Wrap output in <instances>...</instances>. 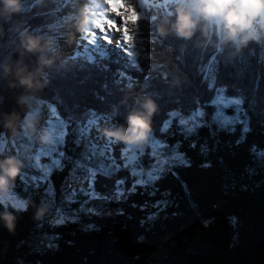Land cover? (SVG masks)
Returning a JSON list of instances; mask_svg holds the SVG:
<instances>
[{
	"label": "trees",
	"instance_id": "obj_1",
	"mask_svg": "<svg viewBox=\"0 0 264 264\" xmlns=\"http://www.w3.org/2000/svg\"><path fill=\"white\" fill-rule=\"evenodd\" d=\"M129 3L135 7L134 0ZM57 6L58 0H25L22 18L30 30L49 32L59 45ZM146 9L158 18L139 24L138 60L143 71L130 59L89 61L73 55L64 68L49 69V85L34 94L33 107L48 102L67 122L66 135L55 145L64 155L61 166L52 169L39 187L20 176L14 181L11 189L25 199L27 210L16 212L15 233L0 221V264H264V37L249 41L239 52L231 44H219L214 32L206 44L199 31L191 40L172 34L161 37L157 24L166 14L164 5ZM168 10L173 11L174 4ZM19 20L18 16L5 22L0 17V60L19 56L12 30ZM128 84L134 85V93L143 91L157 100L150 136L186 157L152 183L136 184L134 189L136 176L124 167L123 149L129 143L118 141L112 148L119 170L89 176L83 164L88 161L83 156L85 140L78 136L79 125L90 112L114 114L113 105L119 104ZM22 91L9 88L7 79L0 78V112L23 114L16 103ZM222 93L241 101L242 120L231 127L215 120V101ZM198 109L205 113L203 123L188 130L182 118ZM128 110L120 105L115 115L122 121ZM170 113L175 114L171 119ZM165 121L170 127L161 131ZM242 136L244 142L237 144ZM29 141L23 130L9 138L0 125V155L20 157L21 173L30 178L40 172L26 162L20 148ZM252 145L255 151L250 150ZM151 149L148 145L140 153L145 169L156 161ZM41 162L47 164L49 158ZM118 180H124L120 186L124 195L119 198ZM67 181L80 184L75 195L66 194ZM93 193L108 200L102 205L107 213L81 210ZM41 201L47 211L51 203L65 206L73 219L58 224L47 211L40 220L34 219L32 202ZM6 204L13 210L11 203Z\"/></svg>",
	"mask_w": 264,
	"mask_h": 264
},
{
	"label": "clouds",
	"instance_id": "obj_2",
	"mask_svg": "<svg viewBox=\"0 0 264 264\" xmlns=\"http://www.w3.org/2000/svg\"><path fill=\"white\" fill-rule=\"evenodd\" d=\"M103 0H83L72 20L70 28L87 34L92 31V14ZM25 0H0V17L5 22L15 17L21 20L12 24V30L18 37L19 56L0 60V78L7 79L9 88H21L23 91L16 97L17 105L23 110L0 112V125L8 130L12 138L20 130L44 144L54 142V129L40 123L39 110L31 101L36 92L50 83L49 69L57 70L68 64L63 47L49 32L30 30L23 21ZM157 31L161 37L169 34L178 39L191 40L199 31L206 44L214 32L219 44H231L239 52L249 41L264 37V0H175L174 10L159 18ZM75 33L69 30L66 44L73 43ZM35 57L34 62H26ZM128 107L127 115L121 121L115 115L119 106ZM158 111L157 100L146 92H135L134 85L125 86V94L118 105H113L110 115L99 132L107 139L125 143L144 142L151 131V122ZM24 161L17 155H0V196H7L14 181L21 172ZM34 219L40 220L47 207L43 201L32 202ZM0 221L10 232L15 233L17 215L20 209L9 210V206H0ZM24 210H27L25 207Z\"/></svg>",
	"mask_w": 264,
	"mask_h": 264
},
{
	"label": "snow or ice",
	"instance_id": "obj_3",
	"mask_svg": "<svg viewBox=\"0 0 264 264\" xmlns=\"http://www.w3.org/2000/svg\"><path fill=\"white\" fill-rule=\"evenodd\" d=\"M73 0H62V3L64 4H70ZM135 7L132 6V4L129 3V0H103V3L97 6V10L93 12L92 14V29H98L100 32L104 33L103 36L98 37L97 32L92 30L91 31V37L85 36L84 39L87 41V44L85 45V49L87 50L89 47H91V51L88 54V60L89 61H95L96 59L104 60L109 58L112 51H115L118 56L122 55L123 53L127 54V58H131V63L140 71H143L142 68H140L139 62H138V56L140 55L139 49L137 47V44L140 42V28L139 24L143 20L152 19L155 20L158 18L157 15H148V9H146L145 5H152L153 9L159 8L161 4L164 5V10L166 13H170L171 11L168 10L169 5H173L175 3V0H134ZM105 6H108L107 8ZM109 10L111 13H114L115 15L111 18L109 17ZM130 12V15L127 13ZM121 18V24L118 26L116 22V18ZM129 22H131V29L129 27ZM105 25H107V29L105 28ZM120 27L123 28L122 37L119 38L116 45L113 49H109L106 47L105 42H107L108 45L112 44V41L114 39H117L113 29L116 31H120ZM123 75V73H122ZM131 79V77H129ZM210 88H214V84H209ZM233 103L238 104V100L232 101ZM51 116L46 120V123L48 125H53V118L56 120V124L59 126L60 131L58 132L59 137H63L66 135V128H67V122L60 118L58 109L55 106L49 105ZM175 115L174 113H170V119L171 117ZM197 116H202L203 113L199 110H196ZM101 119V117L95 113L90 112L88 116L85 118L84 122H82L80 127L81 135L84 137H87L89 140V146L92 149V152L90 154L91 157H96L97 154L100 158L104 160H110L112 167L119 170L121 167L119 164L116 163L115 159L111 157V145L112 141H109L107 145H105L103 148H101L96 141L89 135V133L94 129V127L97 125V122ZM183 123V121H181ZM170 127V121H165L164 127L161 129V131H167V129ZM248 131L247 128L244 129V132L246 133ZM244 142V137L242 136L241 139L237 140V144H241ZM154 154L155 151L165 148L166 145L162 144L158 140L152 141ZM256 146L252 145L250 146L251 151H255ZM0 150H3V144H0ZM138 149L129 151L125 150L124 153V167H131L133 170V175H136V169L140 167L139 161H138ZM264 154V153H262ZM63 152L59 151L58 149H41L39 153L34 157L35 163L34 168L40 172V175H32L30 178L26 174L19 173L18 176L21 177L23 180L31 179L33 185L35 187H39L40 184L47 180L49 178V173L52 169L59 168L61 166V158L63 157ZM41 157H48L49 163L43 164L41 163ZM166 163V161H164ZM101 169L103 166H100ZM95 175V173H93ZM17 176V177H18ZM148 179L152 178V174L149 173ZM145 180L143 178L137 179L135 184L133 185V189L135 188L136 184H142ZM117 188H116V197L119 198L120 196H123L124 193L121 191L120 186L124 184V180H118L116 182ZM73 195H75V192H73ZM12 200V206L17 209H22L26 207V201L23 199H17L15 194L11 197ZM107 202V201H105ZM5 203L0 200V206H3Z\"/></svg>",
	"mask_w": 264,
	"mask_h": 264
},
{
	"label": "rangeland",
	"instance_id": "obj_4",
	"mask_svg": "<svg viewBox=\"0 0 264 264\" xmlns=\"http://www.w3.org/2000/svg\"><path fill=\"white\" fill-rule=\"evenodd\" d=\"M71 5H79L80 4H76L75 1L73 0L72 3L70 4H64L62 3V0H58V6H57V10H58V15L61 17L62 20L58 21L56 23L57 28L60 32L59 37H60V41H59V45L63 47V52L64 55L67 57L68 55H78L80 56L83 53H80L81 51H86L85 49V45L87 42L85 41H81L79 40V45L78 47H74L71 48L70 52L68 51V49L71 47L69 44L65 43V39L68 35L69 30H71L70 28L67 27V20L69 17V11H70V7ZM147 5H145L146 7ZM128 15H130V12L127 13ZM109 17H112V14H109ZM120 17L116 18V22L117 25L119 26L121 24V21L119 20ZM129 24L131 25V22H129ZM132 26V25H131ZM105 28L107 29V25H105ZM121 32L123 30L122 27H120ZM131 29V27H130ZM116 31L115 29H113V32ZM119 32V31H118ZM104 33L100 32V30H98V37L99 36H103ZM115 34V32H114ZM116 38L112 41L111 45H108L107 42H105L106 47H108L110 50L114 48V46L116 45L117 41L119 40V38L122 37V33L119 35V33L117 35ZM81 41V42H80ZM75 43V42H74ZM78 43V42H77ZM84 55V54H83ZM110 58L112 59H118L120 61L126 60L127 57L125 56V54H122L120 56L117 55V53L115 51H112L110 56ZM234 100H238L239 103H233L232 101ZM215 105H216V114H215V120L216 122L220 125V126H229L231 127L232 124H234L237 121H241L242 120V115L239 111H241V101L240 99H230L229 97H226L223 93L220 94V96L217 98V100L215 101ZM48 108V107H47ZM39 112V118H40V123L54 129V142L51 144H44L39 142L36 138L29 136V145H25V146H21L20 148H22L23 151V155L26 157L25 160L26 162H29L31 165L34 166L35 160L34 157L39 153V151L41 149H45V150H49V149H55V145H57L59 143V141L63 140V137H59L58 136V132L60 131L59 126L56 124V120L55 118H53V125H48L46 123V120L51 116L50 113V109H47V113L45 114V109L44 108H40L38 109ZM199 111H202V109H198ZM45 114V115H44ZM204 115L205 113H203L202 116H197L196 113L193 116H190V118H182L183 120V124L187 127L188 130H190V128L196 127V125L203 123L204 120ZM101 117V119L97 122V125L94 127V129L89 133V135L96 141V143L103 148L105 145L108 144L109 141H114L111 139H107L104 136H102L99 132V128L103 125V123L105 122V118L102 115H99ZM85 120V119H84ZM84 120L82 122H84ZM79 125V129H78V136L80 138H83L85 140V147H83L84 150V157L88 160L87 162L83 163L87 168L89 173V176L92 175L93 173H95L96 171H102V173H109L113 170H115L116 168L112 167L111 165V161L110 160H104L102 158L99 157V155L97 154L96 157H91L90 154L92 152V149L89 146V140L87 137H84L81 135L80 132V127L81 124ZM66 131V130H65ZM153 140H157L155 138H153L152 136H150V134L148 135V138L141 143H129V145L123 149L124 153L125 150H135L138 149V161H139V165L140 167L136 169V180L137 179H141L143 178L145 180L144 183H142L143 185L146 184H150L154 181V179L156 177H160L161 174L166 171L167 169H170L171 166H173L176 163H183L186 162V157L184 156L183 153L179 152L177 149H172L171 146H168L166 144H164L162 142V144L166 145L165 148L159 149L157 151H155L154 154V149H153V145H152V141ZM159 141V140H158ZM38 143V144H37ZM41 144V145H40ZM113 144V143H112ZM36 145V147H35ZM151 146V152L153 155H155L156 157V161L152 164V168H147L145 169L143 165H141V160H140V153L143 152L144 149H146L147 146ZM38 146V147H37ZM112 148V147H111ZM111 157H114V155L112 154L111 151ZM43 157H41L42 159ZM47 158V157H46ZM116 161V160H115ZM166 161V163L164 162ZM91 162V163H90ZM43 163V162H41ZM46 164V163H43ZM103 166V168L101 169L100 166ZM132 173L133 170L130 167ZM149 173L152 174V178L148 179V175ZM74 183V182H73ZM73 183L70 182H66L65 183V188L64 190L66 191L67 195H71L72 193V189L75 190V188L79 187L78 183L77 185H73ZM15 194L17 199H23L21 196L19 197L17 195V193H15L13 191V189H10L9 193L7 194V196H0L1 200L6 204V203H11L12 204V200L11 197ZM105 201H108L107 199H103L101 198L100 195L93 193L89 199L88 202H84L83 204H81V210L86 211V213H102L105 212L107 213L108 210L106 211L104 209V207H102L103 203H106ZM50 209L47 211L46 216H48L49 219H51L52 221L60 224L65 218H69V219H73V217L71 215H67V213L65 212V206H59L58 204H54L51 203L50 204Z\"/></svg>",
	"mask_w": 264,
	"mask_h": 264
},
{
	"label": "bare ground",
	"instance_id": "obj_5",
	"mask_svg": "<svg viewBox=\"0 0 264 264\" xmlns=\"http://www.w3.org/2000/svg\"><path fill=\"white\" fill-rule=\"evenodd\" d=\"M74 1H75L76 4H81V3L83 2V0H74ZM69 7H70L69 17H68V20H67V22H66L68 28H70L71 23H72V20H71L70 18H72V17L75 16V14H76V12H77V10H78V8H79V5H71V6H69ZM105 7L107 8L108 6H105ZM108 14H112V16L115 15L114 13H111L110 10H109V13H108ZM119 20L121 21V18H119ZM129 27H131L130 24H129ZM70 29H71L72 32L75 33V39H74L73 43L70 44L71 47L68 49L69 52H70L71 48H74V47L77 48V47H78V45H79V40L87 42V41L84 39V37H85V36H88L89 38L91 37V32H89V33H87V34H81V33H79V32H76L74 28H70ZM92 30L96 31V32H97V35H98V29H92ZM114 32H115V35H117L118 33H119V35H120L121 33H123V30H122V32H121V29H120L119 32H118V31H114ZM99 37H100V36H99ZM116 37H117V36H116ZM81 41H80V42H81ZM74 42H75V43H74ZM77 42H78V43H77ZM86 44H87V43H86ZM105 45H106V44H105ZM107 48H108V47H107ZM89 49H91V47H89V48L87 49V51H89ZM84 50H86V49H84ZM123 54H126V53H123Z\"/></svg>",
	"mask_w": 264,
	"mask_h": 264
},
{
	"label": "built area",
	"instance_id": "obj_6",
	"mask_svg": "<svg viewBox=\"0 0 264 264\" xmlns=\"http://www.w3.org/2000/svg\"><path fill=\"white\" fill-rule=\"evenodd\" d=\"M47 107L49 108V105H48L47 103H42L41 106H40V108H44V109H45V114L47 113V109H48ZM40 108H38V109H40ZM39 112H40V111H39ZM45 114H44V115H45ZM102 116H104V115H102ZM108 117H109V115L104 116L105 119H107ZM82 121H83V120H82ZM82 121H81V122H82ZM117 142H118V141H113V144L111 145V147L113 148L114 144H116ZM112 148H111V151H112ZM112 154H113V151H112ZM78 185H80V184L78 183ZM77 188H79V187H77ZM77 188H75V190H76ZM75 190L72 189V190H71L72 193L75 192ZM75 193H76V192H75Z\"/></svg>",
	"mask_w": 264,
	"mask_h": 264
}]
</instances>
